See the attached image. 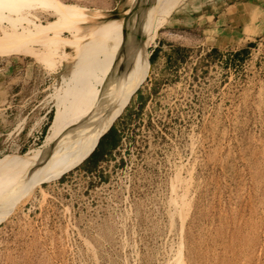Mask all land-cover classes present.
<instances>
[{
    "label": "rangeland",
    "instance_id": "rangeland-1",
    "mask_svg": "<svg viewBox=\"0 0 264 264\" xmlns=\"http://www.w3.org/2000/svg\"><path fill=\"white\" fill-rule=\"evenodd\" d=\"M140 8L0 0V167L43 150L76 41L108 17L138 45ZM154 41L86 159L0 190V264H264V0H183Z\"/></svg>",
    "mask_w": 264,
    "mask_h": 264
},
{
    "label": "bare ground",
    "instance_id": "bare-ground-1",
    "mask_svg": "<svg viewBox=\"0 0 264 264\" xmlns=\"http://www.w3.org/2000/svg\"><path fill=\"white\" fill-rule=\"evenodd\" d=\"M53 4L58 7L56 3ZM164 14L165 9L159 7L135 34L144 35V39L138 45L132 42L134 46L129 49L126 48L127 26L120 19L108 17L104 29L92 35L84 34L76 41L64 59L68 67L62 77L60 90L55 94L53 121L45 137L43 150L27 153L1 166L0 190L13 188L20 195L26 187L22 195L28 194L40 184L59 177L72 149V143L68 142L72 136L69 138L68 134H71L93 103L105 96L97 112H106L111 104L109 94L116 89L118 82L127 74L137 71L148 59L147 49L156 38ZM70 16L80 23L75 14L71 13ZM70 44L71 41H68L66 47Z\"/></svg>",
    "mask_w": 264,
    "mask_h": 264
},
{
    "label": "crops",
    "instance_id": "crops-1",
    "mask_svg": "<svg viewBox=\"0 0 264 264\" xmlns=\"http://www.w3.org/2000/svg\"><path fill=\"white\" fill-rule=\"evenodd\" d=\"M183 0H138V2L141 3L140 8V19L138 16V25L136 24L135 27L138 28V30L142 29L144 25L148 22L150 17L153 15V13L159 8L162 7L165 9V14L163 15L161 22H163L167 16L172 12V10L178 6ZM146 16V17H145ZM145 17L146 22L142 23L141 18ZM158 30V29H157ZM157 36V33H156ZM134 73L127 74L124 78H122L118 84L116 89L112 92L113 95H115L122 87H127L131 81V76ZM103 101H101L100 105ZM99 105V106H100ZM97 107H93L88 111L77 123L76 129L79 127L83 128L86 125L83 126V122L89 121V119H93L96 117L94 124L89 126L86 131L81 135L80 139L77 141L72 142V154L73 156L80 161L81 159H86L96 148L98 145V135L100 129L103 127V125H100L101 119L105 118L104 115H101V112H97ZM96 114V116H95ZM88 126V125H87ZM98 142V143H97Z\"/></svg>",
    "mask_w": 264,
    "mask_h": 264
},
{
    "label": "trees",
    "instance_id": "trees-1",
    "mask_svg": "<svg viewBox=\"0 0 264 264\" xmlns=\"http://www.w3.org/2000/svg\"><path fill=\"white\" fill-rule=\"evenodd\" d=\"M153 52H156V51H153ZM104 136V135H103ZM101 139V138H100ZM114 143H111V145H113Z\"/></svg>",
    "mask_w": 264,
    "mask_h": 264
}]
</instances>
